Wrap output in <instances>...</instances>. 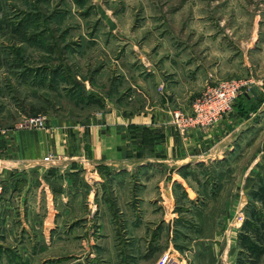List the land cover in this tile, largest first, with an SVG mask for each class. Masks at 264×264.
I'll list each match as a JSON object with an SVG mask.
<instances>
[{
	"label": "rangeland",
	"instance_id": "374dc122",
	"mask_svg": "<svg viewBox=\"0 0 264 264\" xmlns=\"http://www.w3.org/2000/svg\"><path fill=\"white\" fill-rule=\"evenodd\" d=\"M246 61L264 70V0H0V127L36 116L79 121L115 106L134 110L142 98L136 81L157 93L164 88H156L158 75L166 86L209 69L226 80L243 74ZM248 146L238 140L224 158L176 171L183 180L174 188L176 229L158 245L150 232L135 243L116 230L107 241L95 211L84 218L82 204L80 219L60 231L50 224L38 248L21 254L0 247V264H154L168 248L194 264L196 241L223 252L232 238L235 264H264V179L256 178L264 155L248 167ZM244 170L254 178L244 181ZM214 201L215 235L195 215Z\"/></svg>",
	"mask_w": 264,
	"mask_h": 264
},
{
	"label": "crops",
	"instance_id": "0c3cea01",
	"mask_svg": "<svg viewBox=\"0 0 264 264\" xmlns=\"http://www.w3.org/2000/svg\"><path fill=\"white\" fill-rule=\"evenodd\" d=\"M256 68L246 61L244 73L234 76L252 78L257 85L237 99L230 115L207 130L194 129L184 137L172 124L171 110L188 111L207 85L221 81L210 69L195 81L176 76L169 86L158 75L156 88H164L157 93L145 81H136L142 98L134 110L115 106L79 121L48 117L44 129H4L6 134L0 136L4 188L0 196V247L16 248L23 251L21 254L30 245L38 248L46 228L60 231L70 220H78L84 206L87 211L83 217L94 210L95 226L106 232L107 241L116 230L122 235L127 232L135 243L136 237L148 232L157 245L171 238L177 217L178 193L174 188L183 184L178 169L224 158L226 150L241 139L249 143L248 167L263 158L264 70ZM252 149H258L254 155L249 153ZM47 156L56 161L45 163ZM243 175L244 181L254 178L249 170ZM256 178L264 179V172ZM202 194L207 198L205 191ZM216 204L211 202L195 214L201 229L211 227L214 235V215L219 212ZM214 240L224 242L225 238ZM196 242L200 248L194 251V264H214L218 258L235 264V239H228L226 246L223 243V252L216 244L205 247L203 240Z\"/></svg>",
	"mask_w": 264,
	"mask_h": 264
},
{
	"label": "built area",
	"instance_id": "2783aa9c",
	"mask_svg": "<svg viewBox=\"0 0 264 264\" xmlns=\"http://www.w3.org/2000/svg\"><path fill=\"white\" fill-rule=\"evenodd\" d=\"M255 85L257 83L252 78H231L209 84L191 102L188 111L181 109L171 110L172 124L182 137L194 129L207 130L230 115L237 99L240 96L249 94ZM17 128L44 129L46 128V119L42 116L26 118ZM5 134L6 131L0 127V136ZM54 160L53 156H47L43 159L45 163L53 162ZM3 189L2 180L0 179V196ZM154 264H179V262L173 258L169 251H166L163 257Z\"/></svg>",
	"mask_w": 264,
	"mask_h": 264
},
{
	"label": "trees",
	"instance_id": "16d2710c",
	"mask_svg": "<svg viewBox=\"0 0 264 264\" xmlns=\"http://www.w3.org/2000/svg\"><path fill=\"white\" fill-rule=\"evenodd\" d=\"M244 96V95H243Z\"/></svg>",
	"mask_w": 264,
	"mask_h": 264
}]
</instances>
